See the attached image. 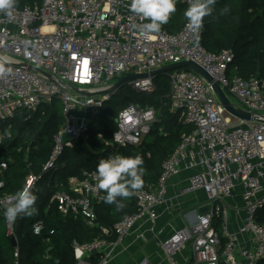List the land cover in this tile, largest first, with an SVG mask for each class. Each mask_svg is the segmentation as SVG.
Wrapping results in <instances>:
<instances>
[{
    "label": "built area",
    "instance_id": "1",
    "mask_svg": "<svg viewBox=\"0 0 264 264\" xmlns=\"http://www.w3.org/2000/svg\"><path fill=\"white\" fill-rule=\"evenodd\" d=\"M131 0H42L41 6H14L11 16L0 11V64L8 71L0 75V120L20 111L36 112L59 100L63 123L54 136V147L45 171L74 140L88 141L91 122L105 103L118 92L114 85L124 76L147 74L130 84L137 92L153 93L157 86L150 74L166 65L194 61L218 82L231 102L253 115L240 119L223 106L212 82L183 67L170 76L171 110L179 113L191 133L163 164L158 185L135 191L138 210L126 215L113 228L116 240L99 238L86 244L74 243L77 264H108L117 244L129 235L136 223L154 224L158 207L168 200L169 181L182 170H191L186 190L203 192L211 208L197 214L188 226L174 228L167 237L156 232L157 245L167 264H258L264 260V79L230 74L234 61L231 50L208 51L203 44V26L197 41L186 22L177 32L160 30L145 34L148 21L129 11ZM186 8L191 0H180ZM113 80H116L114 83ZM156 110L131 103L118 110L116 129L108 146H139L156 121ZM71 139L63 142V135ZM102 137V134H100ZM120 154L112 151L108 157ZM122 155V154H120ZM107 157V158H108ZM8 161L0 160V188ZM97 169V168H96ZM85 170L83 177L69 178L68 189L53 196L64 215L83 217L95 224L93 203L104 200L97 188V171ZM32 187L38 177L30 174ZM11 195L0 198V208L11 205ZM232 212V213H231ZM222 219L218 230L215 219ZM7 233L17 240L15 222ZM43 222L33 225L40 234ZM105 234L110 229H103ZM187 247L189 253H185ZM17 248V247H16ZM96 249L97 253L93 254ZM184 254L183 260L178 254ZM18 256V251L15 253ZM91 256V261L85 257ZM16 264H18L16 262ZM142 264H148L146 261Z\"/></svg>",
    "mask_w": 264,
    "mask_h": 264
},
{
    "label": "trees",
    "instance_id": "2",
    "mask_svg": "<svg viewBox=\"0 0 264 264\" xmlns=\"http://www.w3.org/2000/svg\"><path fill=\"white\" fill-rule=\"evenodd\" d=\"M42 0H16L15 6H41ZM213 11L205 16L203 44L208 51L231 50L234 61L230 74L243 78L264 79V0H216ZM185 4L176 0V12L161 30L177 32L185 24ZM173 71L161 72L154 77L156 90L149 98L129 94L122 101L115 95L104 105L101 114L90 125L88 141L74 140L73 147L66 148L56 162V168L45 171L44 166L54 147V136L62 123V106L55 99L43 105L36 112L20 111L8 120H0V132L4 133L0 144V160L8 161L3 171L4 186L0 198L13 196L27 185V178L35 174L38 180L30 188L37 196V214L32 217H18L15 224L17 248L7 233L4 210L0 208V264H77L74 243L86 244L99 238L114 241V226L126 215L138 210L135 194L117 199V204L94 202L95 224L89 225L81 216L64 215L53 200L58 190L68 189L69 178L83 177L85 170L97 168L101 159L115 151L124 156L139 155L143 158V186L154 189L163 171V164L193 127L171 110L170 76ZM149 105L156 110V121L139 146L113 148L105 145L100 137L111 138L116 129L114 119L118 110L131 103ZM135 193V192H134ZM264 222V208L259 214ZM43 222L40 234H35L33 225ZM222 219H215V226L221 228ZM110 229L105 234L103 229ZM16 250L18 256L15 255ZM99 257H92V264ZM258 264H264V260Z\"/></svg>",
    "mask_w": 264,
    "mask_h": 264
},
{
    "label": "clouds",
    "instance_id": "3",
    "mask_svg": "<svg viewBox=\"0 0 264 264\" xmlns=\"http://www.w3.org/2000/svg\"><path fill=\"white\" fill-rule=\"evenodd\" d=\"M16 0H0V11L11 16L12 8ZM216 0H191L183 15L186 20V27L191 30L195 39L199 40V33L203 26V18L209 16L212 5ZM129 11L142 16L147 23L142 25L145 34L160 32L163 25L167 24L171 15L176 12V0H131ZM8 69L0 64V75ZM144 161L139 155L124 156L113 155L106 159H101L97 165V188L104 190L106 195L104 202L107 204H117L120 201L117 197L128 198L143 186ZM28 185L32 181L29 180ZM12 203L4 212V218L8 222H15L18 217H32L37 214L35 203L37 196L31 191L30 187L17 191L12 196Z\"/></svg>",
    "mask_w": 264,
    "mask_h": 264
},
{
    "label": "crops",
    "instance_id": "4",
    "mask_svg": "<svg viewBox=\"0 0 264 264\" xmlns=\"http://www.w3.org/2000/svg\"><path fill=\"white\" fill-rule=\"evenodd\" d=\"M191 170H182L169 181L168 200L158 209V218L152 230V222L143 220L136 223L131 233L125 236L116 246L114 255L108 264H167L162 251L157 245L156 232L160 237H167L174 228L188 226L196 221L198 210L205 201L201 191L186 190ZM187 247L185 253H189ZM184 254H178L183 260Z\"/></svg>",
    "mask_w": 264,
    "mask_h": 264
},
{
    "label": "water",
    "instance_id": "5",
    "mask_svg": "<svg viewBox=\"0 0 264 264\" xmlns=\"http://www.w3.org/2000/svg\"><path fill=\"white\" fill-rule=\"evenodd\" d=\"M183 67H188V68L196 71L197 73L204 76L209 82H212V85H213L215 91L218 93L223 106L225 107V109L229 113L233 114L234 116H236L240 119H244V120H250L253 118V115L250 112H247L241 108L236 107L231 102L230 98L226 95V93L224 92V90L222 89L220 84L213 80V77L207 72V70H205L201 65H199L198 63H196L194 61H183V62H179V63L166 65L160 69L154 70L150 75L155 76L161 72L173 71V70L183 68ZM147 76H148L147 74H136V75L121 77L120 79H118L116 81V83L114 85V89H117L118 92H120L119 90L123 87L124 84L127 83V81L132 80V79H136V78H144ZM70 139L71 138L68 135H66V134L63 135V142H67ZM210 208H211V204L208 203L206 205L201 206L199 208L198 212H199V214H204V213L208 212L210 210ZM12 243H13L14 247H17L18 241L15 238H12ZM96 253H97V250L94 249L92 255H95ZM85 261L90 262L91 256L85 257Z\"/></svg>",
    "mask_w": 264,
    "mask_h": 264
},
{
    "label": "rangeland",
    "instance_id": "6",
    "mask_svg": "<svg viewBox=\"0 0 264 264\" xmlns=\"http://www.w3.org/2000/svg\"><path fill=\"white\" fill-rule=\"evenodd\" d=\"M116 80H113L112 82L114 83ZM130 81L131 80H129V81H127V83L126 84H124L123 85V87L121 88V92H120V94L119 93H116V94H113L112 95V97L113 96H115V95H118L117 97H116V99H117V101H122L125 97H127L129 94H132V92L133 93H136V94H138V97L139 98H149V96H151V94H146V93H144V92H137L134 88H133V86L130 84ZM154 93V92H153ZM230 98H231V100H234L235 101V98L233 97V96H231L230 95ZM4 137V133H1L0 132V144H1V139ZM101 137V136H100ZM101 139L103 140V142H104V144L105 145H108V143L110 142V139L111 138H107V137H104V136H102L101 137ZM232 213V212H231Z\"/></svg>",
    "mask_w": 264,
    "mask_h": 264
}]
</instances>
